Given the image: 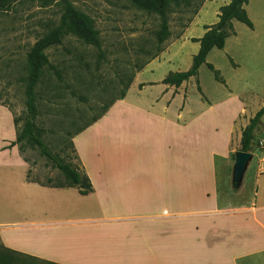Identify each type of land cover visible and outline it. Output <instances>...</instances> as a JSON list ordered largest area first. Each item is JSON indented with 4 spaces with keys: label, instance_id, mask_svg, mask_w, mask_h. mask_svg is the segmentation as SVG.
I'll list each match as a JSON object with an SVG mask.
<instances>
[{
    "label": "rangeland",
    "instance_id": "obj_1",
    "mask_svg": "<svg viewBox=\"0 0 264 264\" xmlns=\"http://www.w3.org/2000/svg\"><path fill=\"white\" fill-rule=\"evenodd\" d=\"M67 1L92 19L98 45L86 44L68 34L60 45L45 50L49 64L34 87L35 124L42 130L41 138L48 150L72 164L76 156L71 139L97 122L80 140L88 168L94 174L93 190L83 196L70 192L68 198L59 201L39 199L22 190L15 204L22 209L68 208L85 218L95 217L101 210L142 215L194 210L195 205L189 200L178 202L170 197L173 194L169 191L178 189L179 179L183 195L215 188L218 208L250 204L254 190L264 187V175L258 179L255 176L264 172L263 154L254 148L239 189L232 186L231 174L235 152L240 151V126L262 106L264 84L258 83L253 94H245L248 77L233 70L229 58L214 49L208 63L219 71L231 90L224 81L217 82L203 64L195 77L177 93L175 90L171 101L170 91L162 97L156 93L159 83L141 93L134 88L125 104L118 103L137 77L141 88L148 80L158 82L170 72L189 69L192 44H178L177 40L195 15L181 6L169 5L170 36L158 44L159 16L140 9L134 0ZM252 2L264 7V0ZM192 4L196 8L198 0ZM250 12L258 26L260 17L254 15L255 10ZM62 13L63 0L47 5L40 0H18L0 8V104L13 115L17 132L24 122L25 89L30 74L28 52L35 41L59 25ZM200 30L198 26L187 34L197 36ZM163 52L166 54L160 57ZM229 53L238 60L237 46H232ZM152 62L151 72H143ZM157 96L159 101L155 102ZM183 104L185 108L179 112ZM262 134L264 117L259 130L254 131L255 139ZM18 146L29 164L30 181L70 186L64 174L38 148L26 141ZM98 164L118 165L121 169L115 177L127 182L135 180L134 188L141 189L142 194L120 197L118 201L108 195L99 197V182L112 176L110 168L97 176L94 169ZM154 189L166 197L152 201ZM7 205L8 202H1L0 209L5 210ZM149 222L155 226L161 223ZM214 251L215 257H221L218 247Z\"/></svg>",
    "mask_w": 264,
    "mask_h": 264
},
{
    "label": "crops",
    "instance_id": "obj_2",
    "mask_svg": "<svg viewBox=\"0 0 264 264\" xmlns=\"http://www.w3.org/2000/svg\"><path fill=\"white\" fill-rule=\"evenodd\" d=\"M228 3L229 0L205 1L177 40L178 44H192L188 66H191L192 57L199 50V43L192 42V39L202 37L206 32L205 26L215 25L219 9ZM244 9L253 28L233 20V32L226 38L221 51L229 58L228 62L233 70L240 74L243 72L244 77H248L249 83L243 88L245 94H253L258 83L264 84V7L248 0ZM250 10H255L254 15L260 17L258 26L257 20L251 17ZM198 26L201 30L197 36L187 34ZM232 46L238 48V60L233 53H229ZM213 50L206 58L207 63ZM152 64L153 62L143 72H151ZM137 78L118 103L125 104L134 88L137 93H141L159 83L161 87L156 93H161L162 97L170 91L171 101L178 89L185 84L184 82L178 88L164 85V76L158 82L148 80L139 88ZM223 81L231 90L226 81ZM158 97L153 100L158 102ZM184 108L185 104L179 112ZM180 117L181 114H178L177 118ZM249 119L240 126V137L241 130ZM96 123L71 139L76 156L72 165L89 179L90 184L93 183L91 180L94 174L88 168L80 140ZM260 125L261 122L255 133ZM16 134L13 115L7 107L0 104V203L8 202L5 210L0 209V264H264V187L254 190L253 200L248 205L218 208L215 188L183 195L182 181L179 179L178 189L169 191L173 194L170 197L178 202L189 200V203H194V210H164L152 215L101 210L95 217L85 218L78 211H70L68 208L22 209L15 204L21 197L22 190L26 195L39 199L58 201L68 198L70 192L75 196L83 195L78 186H49L30 181L29 164L23 159L18 144L12 145ZM106 168H110L112 177L99 182L102 189L96 192L99 197L108 195L118 201L120 197L142 194L141 189L134 188L135 180L127 182L115 177L121 169L118 165L104 167L98 164L94 172L101 176ZM263 175L264 172H258L255 176L258 179ZM92 187L91 184L87 194L92 192ZM152 192V201L166 197L161 195L159 189L152 190L151 194ZM149 220L161 223L150 225L152 222ZM215 247L222 252L221 257L214 256Z\"/></svg>",
    "mask_w": 264,
    "mask_h": 264
},
{
    "label": "trees",
    "instance_id": "obj_3",
    "mask_svg": "<svg viewBox=\"0 0 264 264\" xmlns=\"http://www.w3.org/2000/svg\"><path fill=\"white\" fill-rule=\"evenodd\" d=\"M18 0H0V8L17 2ZM43 5H47L53 0H40ZM137 6L147 13L155 12L159 16V28L156 32L158 44H162L170 36L169 23L167 18V8L169 5L188 9L194 15L197 14L202 4L207 0H198L195 6L193 0H134ZM248 0H229V3L219 9L218 22L212 26H205L206 32L199 39H192V42L199 43L197 54L192 57L191 66L184 72H170L162 80V84L180 87L181 84L195 77L200 66L205 64L207 68L214 74L217 82H223L219 71L214 69L211 64L206 62V58L212 49L222 50L225 45L226 38L233 32L232 21L235 20L252 29L253 25L244 9V5ZM73 35L82 40L86 44L97 46V31L94 27L92 19L76 10L69 1L63 0V13L60 23L57 27L50 30L46 35L39 38L30 48L27 59L30 67L28 83L25 89V114L24 122L21 130L17 132L15 141L12 145L26 141L32 147L40 150L41 155L50 160L55 168H57L68 179L70 186H78L80 193L86 195L91 188L89 179L81 174L71 163L65 162L54 156L47 148L42 140V130L35 124L37 116V107L35 102L34 87L37 84L43 68L49 64L45 50L61 44L64 35ZM197 91L201 93L200 87ZM125 94L121 95L123 99ZM264 116V105L249 119L247 125L241 130L240 151L252 153L256 148V139L254 131L257 129ZM15 123V120H14ZM16 125V123H15Z\"/></svg>",
    "mask_w": 264,
    "mask_h": 264
},
{
    "label": "water",
    "instance_id": "obj_4",
    "mask_svg": "<svg viewBox=\"0 0 264 264\" xmlns=\"http://www.w3.org/2000/svg\"><path fill=\"white\" fill-rule=\"evenodd\" d=\"M252 158H253V154L250 152L249 153L242 151L235 152V162L231 174L232 175L231 183L235 189H239L241 187L248 163L252 160Z\"/></svg>",
    "mask_w": 264,
    "mask_h": 264
},
{
    "label": "built area",
    "instance_id": "obj_5",
    "mask_svg": "<svg viewBox=\"0 0 264 264\" xmlns=\"http://www.w3.org/2000/svg\"><path fill=\"white\" fill-rule=\"evenodd\" d=\"M256 149L263 154L261 162L264 164V135L256 140Z\"/></svg>",
    "mask_w": 264,
    "mask_h": 264
}]
</instances>
